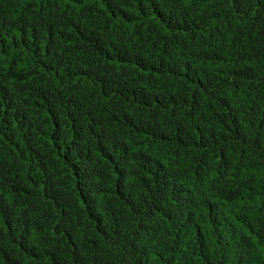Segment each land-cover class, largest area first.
Segmentation results:
<instances>
[{"label":"trees","instance_id":"16d2710c","mask_svg":"<svg viewBox=\"0 0 264 264\" xmlns=\"http://www.w3.org/2000/svg\"><path fill=\"white\" fill-rule=\"evenodd\" d=\"M0 264H264V0H0Z\"/></svg>","mask_w":264,"mask_h":264}]
</instances>
